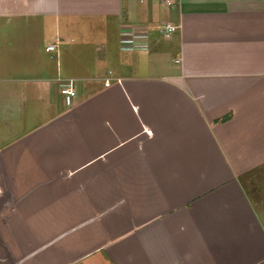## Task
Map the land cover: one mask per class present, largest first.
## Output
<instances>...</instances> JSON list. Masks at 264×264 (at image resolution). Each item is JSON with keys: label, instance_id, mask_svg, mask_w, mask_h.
<instances>
[{"label": "crops", "instance_id": "obj_1", "mask_svg": "<svg viewBox=\"0 0 264 264\" xmlns=\"http://www.w3.org/2000/svg\"><path fill=\"white\" fill-rule=\"evenodd\" d=\"M0 264H264V0H0Z\"/></svg>", "mask_w": 264, "mask_h": 264}, {"label": "built area", "instance_id": "obj_2", "mask_svg": "<svg viewBox=\"0 0 264 264\" xmlns=\"http://www.w3.org/2000/svg\"><path fill=\"white\" fill-rule=\"evenodd\" d=\"M166 4L172 3L174 0H164ZM177 28L171 24H164L161 25L158 29L160 35L163 37H169L170 34H172ZM58 41L56 40L55 42L49 44L48 46L45 47V51L47 53H56V47H57ZM135 43L130 44V47L134 46ZM129 47V46H128ZM120 83V81H117ZM105 87L109 86V82L105 81L104 83ZM60 94L62 95L64 102L66 105L70 104L71 99L75 96V91L73 89L72 81L62 85L60 87Z\"/></svg>", "mask_w": 264, "mask_h": 264}, {"label": "rangeland", "instance_id": "obj_3", "mask_svg": "<svg viewBox=\"0 0 264 264\" xmlns=\"http://www.w3.org/2000/svg\"><path fill=\"white\" fill-rule=\"evenodd\" d=\"M91 49V48H90ZM90 58H91V56H89ZM89 57H87V58H85V61H86V64L87 65H90L91 64V60H90V58ZM89 69L91 68V67H88Z\"/></svg>", "mask_w": 264, "mask_h": 264}]
</instances>
